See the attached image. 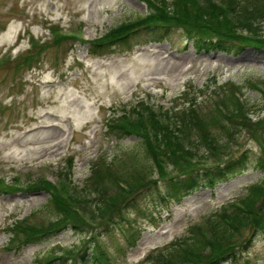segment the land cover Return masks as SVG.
Returning <instances> with one entry per match:
<instances>
[{
    "label": "rangeland",
    "instance_id": "1",
    "mask_svg": "<svg viewBox=\"0 0 264 264\" xmlns=\"http://www.w3.org/2000/svg\"><path fill=\"white\" fill-rule=\"evenodd\" d=\"M149 11L144 0H0V178L7 184L12 185L16 175L23 186L42 175L56 182L58 169L69 164L65 155H71L72 177L82 186L100 158L112 162L136 149L138 138L117 141L108 134V116L142 100L176 111H188L197 103L194 110L208 113L226 90H233L246 105L240 114L245 123L229 137L213 130L221 147L215 146L212 154L203 141H195L194 164H215L246 150L264 157V50L248 46L238 56L217 51L198 54L192 46L180 50L172 40L96 56L89 54L88 44L59 37L56 43L54 38L60 29L83 41L100 40ZM254 26L261 28L253 30L256 36L264 34V25ZM232 31L248 35L240 27ZM173 39L182 37L176 33ZM196 133L189 138L196 140ZM200 157L206 158L200 161ZM163 161L172 173L173 165L167 158ZM155 170L151 168L150 176L156 180L160 176ZM263 176L250 169L212 193L201 190L185 198L170 215L164 209L155 224L140 220L142 239L126 256L115 257L116 264H140L153 251L164 250L176 239L183 241L191 224L229 199L245 196L246 186ZM8 189L0 190V264H38L53 253L80 246L81 236L67 230L56 238L8 250L16 223L29 219L39 225L54 219L45 206L50 199L47 192ZM247 236L243 233L235 242L240 244ZM248 256L253 264H264L262 239L251 242Z\"/></svg>",
    "mask_w": 264,
    "mask_h": 264
},
{
    "label": "trees",
    "instance_id": "2",
    "mask_svg": "<svg viewBox=\"0 0 264 264\" xmlns=\"http://www.w3.org/2000/svg\"><path fill=\"white\" fill-rule=\"evenodd\" d=\"M144 1L150 7L148 15L124 23L102 39L89 43L90 54L102 56L114 53L116 49L132 51L134 46H143L152 41H172L176 33H181L183 37L181 44L175 42L182 47L180 50L186 48L185 41H192L199 54L217 50L238 56L248 46L264 50V34L256 36L253 32L261 30L254 26L255 23L264 25V0H224L222 5L214 0ZM208 23L213 25L205 27ZM236 27L250 32L245 31L248 35L237 32L236 36L232 33ZM59 39L67 40L63 37ZM217 99L213 108L202 114L193 109L197 103L192 104L188 111L171 110L162 116H156L152 109L141 104L143 110L125 113L122 117L110 116L106 122L108 134L117 141L132 136L138 138L136 151L132 150L125 157L112 162L100 158L93 165L87 183L81 188H58L45 180L32 183L28 188L32 193L46 191L51 195L45 206L56 222L50 221L45 226L19 224L14 240L24 236L26 242L41 241L52 233L58 235L69 225L86 233V230L94 229L98 224L104 226L105 233H110L117 224L123 223L120 217L122 206L125 210L128 205L132 211L149 218L150 208L163 205L159 199L179 201L201 186L227 181L250 168L264 173V157L250 150L209 165L201 161L206 157H200L201 163L194 164L191 154L196 149L195 141H203L208 153L212 154L217 147H221L216 134L211 133L213 130L220 129L229 137L233 133L235 135L232 131L245 123L240 114H243L246 105L235 97L233 90H226ZM195 131L198 135L196 140L189 138L188 135ZM153 141L161 145L156 146ZM166 158L173 165L172 173L163 161ZM184 166L185 170L182 169ZM151 168L157 170L159 179L151 178ZM120 184H125L126 189ZM243 233L248 234L247 243L264 235V176L260 182L249 187L245 196L214 212L204 224L190 227L183 241L179 240L163 251H156L147 262L221 264L223 261H236V251L243 243L236 246L235 240ZM93 242V239L89 240L85 247L73 253H77L84 263L108 264L104 250ZM135 242L133 239L131 245L135 246Z\"/></svg>",
    "mask_w": 264,
    "mask_h": 264
}]
</instances>
